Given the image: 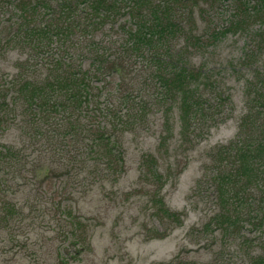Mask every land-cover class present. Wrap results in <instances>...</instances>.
Here are the masks:
<instances>
[{"label": "trees", "instance_id": "1", "mask_svg": "<svg viewBox=\"0 0 264 264\" xmlns=\"http://www.w3.org/2000/svg\"><path fill=\"white\" fill-rule=\"evenodd\" d=\"M260 29L264 34V0H0V57L14 51L21 57L13 63L16 72L0 80V137L23 125L31 129L32 142L59 141L54 146L63 151L91 136L95 139L88 155L102 142L99 146L110 156L117 150L111 137L139 124L141 128L147 117L162 112L168 119L176 114L183 131L194 132V121L200 118L203 127L197 139L212 126L209 122L216 120L224 102L216 77L235 69L251 71V86L259 85L262 91L252 99L261 100L254 111L261 119L259 133L253 130L250 141L239 139L215 148V162L203 188L215 208L201 231L221 233L222 252L212 264H264ZM72 30L80 41L69 36ZM229 36L250 41L227 57L226 64L216 63L215 49ZM78 45L84 47L80 53ZM190 47L196 49V63ZM52 90L63 92L65 101L75 105L74 111L50 101L47 93ZM169 121L173 127L161 136L162 144L175 132ZM249 126L250 119H243L245 134ZM85 132L87 137H79ZM12 153V148L0 145V156ZM81 154L77 152L78 157ZM31 155L22 152V157ZM10 167L8 158L0 160V174ZM4 209L9 220L14 206ZM169 212L162 209L154 214L158 224L173 220L180 226L185 214ZM147 236L157 239V230L152 228Z\"/></svg>", "mask_w": 264, "mask_h": 264}, {"label": "rangeland", "instance_id": "2", "mask_svg": "<svg viewBox=\"0 0 264 264\" xmlns=\"http://www.w3.org/2000/svg\"><path fill=\"white\" fill-rule=\"evenodd\" d=\"M259 32L264 37L262 29ZM69 36L82 39L74 30ZM229 38L215 49L216 63L226 64L227 57L250 41ZM83 49L78 45L79 53ZM189 49L196 63V49ZM20 58L17 51L0 57V80L16 72L13 63ZM253 76L235 69L216 77L224 102L216 120L209 122L212 126L197 139L203 127L200 118L194 121V132L183 131L172 114L175 132L162 144L161 136L173 127L162 112L147 117L141 128L139 124L111 137L117 150L110 156L99 146L102 142L88 155L95 139L91 136L74 141L72 150L58 151L54 145L59 141L32 142L31 129L23 125L4 132L0 145L16 153L0 156L12 163L0 174V264H212L222 252L221 233L201 231L215 208L203 188L216 147L250 141L253 130L259 133L261 119L254 111L261 100L252 99L262 91L259 85L251 86ZM114 88L115 84L109 90ZM47 97L67 112L74 111L75 105L66 102L60 90L49 91ZM243 119L252 123L246 134ZM22 152L32 155L22 157ZM12 205L14 215L5 220L4 208ZM162 209L184 213L180 226L173 220L158 224L154 214ZM152 228L157 239L147 236Z\"/></svg>", "mask_w": 264, "mask_h": 264}]
</instances>
